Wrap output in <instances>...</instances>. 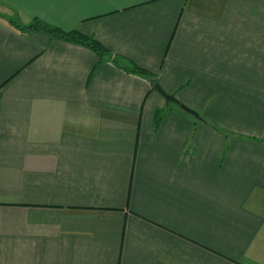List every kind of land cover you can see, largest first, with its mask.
Wrapping results in <instances>:
<instances>
[{"label": "crops", "instance_id": "0c3cea01", "mask_svg": "<svg viewBox=\"0 0 264 264\" xmlns=\"http://www.w3.org/2000/svg\"><path fill=\"white\" fill-rule=\"evenodd\" d=\"M0 264H264V0H0Z\"/></svg>", "mask_w": 264, "mask_h": 264}, {"label": "trees", "instance_id": "16d2710c", "mask_svg": "<svg viewBox=\"0 0 264 264\" xmlns=\"http://www.w3.org/2000/svg\"><path fill=\"white\" fill-rule=\"evenodd\" d=\"M11 23L22 31L26 32H45L49 34L54 39L64 40L72 43H76L79 45H83L91 49L97 56L98 61L93 67L91 76L92 77L98 67L108 58H110L118 67L124 69L125 71L135 74L137 76L143 77L147 79L151 86L154 87L155 83L158 82L157 76L152 71L139 66L134 60L127 58L122 55L114 54L107 48L103 43L97 40L94 36L85 34L79 30H70L66 31L61 27L51 25L41 18H34L28 24H20L15 20H11ZM120 60H126L128 65H124ZM195 115V114H194ZM196 116V115H195ZM197 118L200 116H196ZM162 121V113L161 111H157L155 114V127H159Z\"/></svg>", "mask_w": 264, "mask_h": 264}, {"label": "water", "instance_id": "95a60500", "mask_svg": "<svg viewBox=\"0 0 264 264\" xmlns=\"http://www.w3.org/2000/svg\"><path fill=\"white\" fill-rule=\"evenodd\" d=\"M154 88L166 99V101L168 103L169 102H175L176 104L180 105V107L183 108L184 110L191 112V113L195 114L196 116H199V114L195 110H193V109L189 108L188 106H186L185 104L181 103L175 97V95L166 92L159 82L155 83Z\"/></svg>", "mask_w": 264, "mask_h": 264}, {"label": "rangeland", "instance_id": "374dc122", "mask_svg": "<svg viewBox=\"0 0 264 264\" xmlns=\"http://www.w3.org/2000/svg\"><path fill=\"white\" fill-rule=\"evenodd\" d=\"M176 106V105H175Z\"/></svg>", "mask_w": 264, "mask_h": 264}]
</instances>
